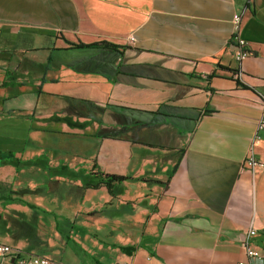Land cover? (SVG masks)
Instances as JSON below:
<instances>
[{"label": "crops", "instance_id": "crops-1", "mask_svg": "<svg viewBox=\"0 0 264 264\" xmlns=\"http://www.w3.org/2000/svg\"><path fill=\"white\" fill-rule=\"evenodd\" d=\"M101 41L119 48L67 43ZM263 100L264 0H0V123L25 125L0 134L21 140L0 143V243L62 264H260L243 241L264 248V167L244 162L264 165ZM94 165L127 179L87 189Z\"/></svg>", "mask_w": 264, "mask_h": 264}, {"label": "built area", "instance_id": "built-area-1", "mask_svg": "<svg viewBox=\"0 0 264 264\" xmlns=\"http://www.w3.org/2000/svg\"><path fill=\"white\" fill-rule=\"evenodd\" d=\"M241 16L235 15L233 22V40L235 42V54L234 59L237 62H242L249 55L250 51L246 48V43L242 41L239 37V29H240ZM264 106V100H263ZM257 129L259 131H264V109L261 114L260 119L257 121ZM247 170H250L252 173H255L256 169L264 167L262 162L255 160L252 157H248L244 162ZM255 230L250 229L244 236V249L246 251V255L253 262H259L260 264H264V248H260L258 246H254L251 243L252 237L255 235ZM0 258H12L15 264H62L61 262H55L47 257L41 256H22L18 249H14L11 246L4 245L0 243Z\"/></svg>", "mask_w": 264, "mask_h": 264}, {"label": "trees", "instance_id": "trees-1", "mask_svg": "<svg viewBox=\"0 0 264 264\" xmlns=\"http://www.w3.org/2000/svg\"><path fill=\"white\" fill-rule=\"evenodd\" d=\"M68 45L74 49H83V48H90V49H106V50H117L119 48V46L117 45H113L110 43H106V41H101V42H97L94 44H84L81 42L78 43H74V42H67ZM213 76V74H210L208 76V78H211ZM95 172L90 174V176H93L94 180L92 181V183H87L84 184L85 188L87 189H99L101 188H105L107 190V192L112 195L113 194V190L115 188V186L117 184L122 183L125 179H127V177L125 176H118V175H109V174H104L102 173L96 165L93 166ZM123 251H127V252H131V250L133 251L134 248L132 247H123L121 248Z\"/></svg>", "mask_w": 264, "mask_h": 264}, {"label": "rangeland", "instance_id": "rangeland-1", "mask_svg": "<svg viewBox=\"0 0 264 264\" xmlns=\"http://www.w3.org/2000/svg\"><path fill=\"white\" fill-rule=\"evenodd\" d=\"M18 125V126H17ZM24 128L25 125L21 122L19 125V121H16V119L11 120V121H4L2 123H0V134H2V132H6L7 134H12V135H22L24 132ZM70 137H63L62 135H55V147H59V145H63L64 143L61 142V140L63 139H68ZM79 137H74L73 141H65V142H69L71 144L77 143L78 142ZM3 143L6 146H17L18 144H21V140L19 138H9L8 139H0V143ZM67 145V144H65Z\"/></svg>", "mask_w": 264, "mask_h": 264}]
</instances>
